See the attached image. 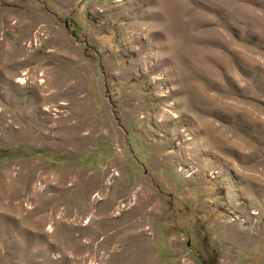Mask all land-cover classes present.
Segmentation results:
<instances>
[{
    "label": "rangeland",
    "instance_id": "rangeland-1",
    "mask_svg": "<svg viewBox=\"0 0 264 264\" xmlns=\"http://www.w3.org/2000/svg\"><path fill=\"white\" fill-rule=\"evenodd\" d=\"M0 264H264V0H0Z\"/></svg>",
    "mask_w": 264,
    "mask_h": 264
},
{
    "label": "trees",
    "instance_id": "trees-1",
    "mask_svg": "<svg viewBox=\"0 0 264 264\" xmlns=\"http://www.w3.org/2000/svg\"><path fill=\"white\" fill-rule=\"evenodd\" d=\"M73 35H75V32H73Z\"/></svg>",
    "mask_w": 264,
    "mask_h": 264
}]
</instances>
